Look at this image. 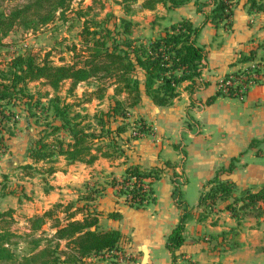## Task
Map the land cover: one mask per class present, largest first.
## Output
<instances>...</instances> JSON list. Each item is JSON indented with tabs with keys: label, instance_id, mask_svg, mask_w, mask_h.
Returning a JSON list of instances; mask_svg holds the SVG:
<instances>
[{
	"label": "trees",
	"instance_id": "obj_1",
	"mask_svg": "<svg viewBox=\"0 0 264 264\" xmlns=\"http://www.w3.org/2000/svg\"><path fill=\"white\" fill-rule=\"evenodd\" d=\"M74 1L10 0V5L6 8L0 3V56L5 46L3 40L16 28L37 31L55 21L65 23L68 13L76 15L78 19L83 18L84 13L73 9ZM137 1H121L126 15L130 5ZM140 1L141 7L149 11L155 10L159 4L166 10L173 11L192 3L196 13L203 16L202 25L196 27L189 19L183 18L165 27L155 38L142 40L132 37L135 23L109 13L100 23L87 19L83 21L79 37L80 45L85 51H82L80 57L76 55V61L54 66L48 57L39 59L30 53L16 54L0 61V103L22 107L26 113L25 118L33 120V124L40 128L27 149L26 158L32 164L21 166L24 177L35 174L51 176L55 173L54 164L59 158H63L68 165H90L99 157L115 159L124 156L125 148L129 142L136 140V136H129L123 141L122 136L128 131V125H117L115 129H112V125L118 119L125 118L130 109L138 106L143 96L154 106L163 108L172 105L180 96L184 83H188L184 91L190 97L194 90L206 85L200 78L207 53L204 47L196 43L202 26L210 24L215 29L230 26L234 8L241 2L249 13L264 12V0ZM110 17L115 21L112 24L113 29L106 25ZM71 51L75 53V47ZM253 61L255 60L252 55L240 59V62L249 64ZM239 72L225 77L237 75ZM40 81L52 89L53 96L46 93L35 97L30 92L29 85ZM66 82H70L68 95H74V89L81 83H93L92 96L97 101L103 100L107 90L113 88V94L109 96L108 110L98 111L94 115L88 114L82 107L74 111L82 102L88 103L91 99L77 103H68L66 99H62L57 92ZM221 94L223 93L218 91L205 104H211ZM43 99L46 101H42ZM190 101L193 103L192 99ZM82 112L85 114L82 115ZM146 132L147 127L142 125L137 134ZM253 144L254 142L251 143ZM238 162V158L230 159L226 168H219L204 183L195 207H188L180 200L181 187L185 185L186 179L183 174L175 173L176 166L170 162L150 168L131 165L125 170L121 180L108 176L110 181L107 180L106 184L114 189L126 183L132 184L131 189L125 187V190H119L117 196H131V200L126 199L124 202L130 207L141 209L155 202L152 184L167 175L169 170L172 171V182L174 179L184 178L180 184L173 186L181 215L166 237L165 244L172 264H178L177 252L184 245L187 223L194 219L205 222L207 214L217 203H223L222 210L236 221V226L230 233L220 235L222 242L228 243L230 249L238 247L234 238L244 220L264 218V184L257 191L239 190L234 182L223 178L234 171ZM39 163L46 164V167L39 170L34 166ZM144 181L149 186L147 192L135 188L137 185L143 186ZM102 191L103 189L96 195L98 198ZM238 191L239 196L235 197L234 194ZM94 193H89L84 199L95 201L92 198ZM9 194L14 192L0 189V198ZM73 208V205L54 204L42 215L28 219L30 233L23 236L16 235L9 229L6 220L12 218L13 211L0 212V225L3 224L0 226V264H89L91 259L109 260L111 264H119L124 236L117 230H102L98 225L101 214L97 209L88 205L78 206L75 210ZM58 209L62 211L57 212ZM194 209L203 211L195 216ZM59 213L63 217H59ZM78 216L80 218L77 219ZM109 217L117 219L118 215L110 214ZM48 223L53 230L52 236L44 239L36 237L38 232L44 234L42 228ZM19 240L21 244L25 243L30 247L21 257L13 251ZM42 241L45 244L41 246ZM61 242H64L63 248Z\"/></svg>",
	"mask_w": 264,
	"mask_h": 264
},
{
	"label": "crops",
	"instance_id": "obj_2",
	"mask_svg": "<svg viewBox=\"0 0 264 264\" xmlns=\"http://www.w3.org/2000/svg\"><path fill=\"white\" fill-rule=\"evenodd\" d=\"M181 9H187V5L175 10ZM187 10L180 20L187 18L194 26H201L203 16L196 13L195 6L192 4ZM196 43L204 47L207 53L200 78L206 85L194 90L190 97L184 91L188 83H184L180 96L172 105L163 108L154 106L143 96L140 106L144 108L140 107V114L151 127L152 136L132 141L122 157H99L90 165H68L63 158H59L54 164L55 173L47 179V187L46 177L43 180L39 175V182L42 183L37 185L38 202L33 200L35 205H32L33 210L29 211L32 214L27 219L42 215L56 203L73 204L71 201L77 197V191L94 178L103 189L96 205L101 214L98 225L102 230L119 231L124 236L119 255L132 259H120L119 264H143V251L147 254L145 264H172L165 245L166 237L181 215L173 193L174 184L186 179L185 185L181 187L180 200L188 207H195L198 199L191 203L186 196L191 170L200 195L204 183L219 168H226L232 158H238L239 162L234 171L223 178L234 182L239 190L257 191L264 184V12L249 13L241 2L234 8L230 26L215 29L210 24L203 25ZM250 55L261 65L262 80L247 91L242 101L221 94L206 105V100L218 92V80L247 68L249 63L240 62V59ZM21 121L24 122L22 133L15 123L13 126L16 128L11 129L12 137L4 156L10 154L8 157L11 158L14 155L12 164L21 162L23 166L32 164L26 154L31 138L35 136L31 135L32 129L29 132L26 130L30 120L23 117ZM21 134L24 135L23 141ZM129 135L130 130L122 138L127 139ZM19 153L21 157H18ZM165 162L175 164V173L183 174L184 178L172 182V171L169 170L167 175L152 184L155 202L144 208L128 206L117 196L116 189L106 184L107 175L122 179L125 170L131 165L150 168ZM34 166L40 170L46 164ZM11 195L1 197L0 205L8 197H13ZM14 198L17 200L16 205L22 207L20 198L19 201L18 196ZM223 207L224 204L220 203V211ZM8 208L15 211L14 207ZM8 210L0 209V212ZM110 214H116L118 218H110ZM217 217L218 223L213 225L209 221L198 222L196 219L187 223L184 245L177 252L178 264H264V218L244 220L234 238L238 247L230 249L221 242L220 235L228 228H234L236 221L223 210Z\"/></svg>",
	"mask_w": 264,
	"mask_h": 264
},
{
	"label": "rangeland",
	"instance_id": "obj_3",
	"mask_svg": "<svg viewBox=\"0 0 264 264\" xmlns=\"http://www.w3.org/2000/svg\"><path fill=\"white\" fill-rule=\"evenodd\" d=\"M0 1V3H2L3 8L9 7L10 0ZM121 1L122 0H75L72 3L73 9L81 11V13L85 14V16L81 19H78L76 15L72 13H68L66 16L67 21L65 23H62L61 21H55L51 25L39 28L37 31H25L23 29L16 28L11 33H9V35L3 40L5 46L1 50L0 61L9 59L10 57L16 54L30 53L32 55H35L39 59L48 57V60L51 61L54 66H61L66 63L76 61V55L80 57L82 55V51H85L84 48H82L80 45L79 35L81 27L83 26V21L86 19L88 21L93 20L97 23H100L105 19L106 14L111 13L117 18L122 17L136 24L135 28L132 31V37L147 40L155 38L162 32L165 27H168L172 23L180 20L183 14L186 13L188 11L187 9H190L192 5V3L188 4L187 9L185 10L181 9L168 11L162 5L159 4L156 6L155 10L149 11L143 9L141 7V1L138 0L136 3H132L130 5L129 13L128 15H126L123 11L124 5L121 3ZM88 7H90V9H87ZM114 22V19L110 17L109 22L106 24L107 27L109 29H113L112 24ZM72 47H75V53L71 51ZM93 85V83H81L74 89V95H68L70 82H66L60 87L57 93L62 99H66L68 103H77L78 101L81 102L86 101V99H91V101L88 103L82 102L80 104L81 106L74 108V111H78L81 107L85 109V111L90 115H94L98 111H107L110 105L109 96H112L113 88L107 90L103 100L97 101L94 98L95 96H92V93L94 91ZM29 90L31 93L35 94V97H39L46 93L49 94L50 97L54 95L52 89H50L42 81L31 83L29 85ZM42 101H46V99H43ZM140 104L130 109L128 115L125 118L118 119V121L112 125V129H115L117 125L127 124L128 130H130L129 136L132 137L133 132L136 131L138 133L139 128L143 125L145 126V128L147 127V132L138 136L135 135L136 140L143 137L152 136L151 127L148 126L146 120L141 117L140 113H142V108L140 107L144 108V106H140ZM83 114H85V112H82V115ZM23 117H26V113L24 112L23 108L8 106L4 103H0V155L3 154V156L1 155L0 157V168L4 169L3 171L2 169H0V189L3 188L5 192H14V194L11 195L13 197H8V200L4 201V203L0 205V209L8 210L10 209L8 207L15 208V211H13L12 218L7 219L6 221L9 223V229L16 235L21 236L30 233L28 230L29 222L27 217L28 215H30V213L32 214V212L29 211L33 210V208L31 207L32 205H35L34 201L38 202V195L36 191L37 185L41 182H39V174H35L32 178H24L23 172L21 170L22 165H20L21 162H18L15 165L12 164V161H15L14 155H12L11 158L8 157L10 156V154L4 156V154H7L6 150L8 148V143L10 141V138L12 137L11 135L13 131L11 129L16 128V126H13L15 123L19 125L17 127L21 130L20 133H22L24 122L21 120ZM27 123V132H29V129H32L31 135H34V138H36V135L40 128L36 127L33 124V120H30V122ZM42 124L43 122L41 121L40 125ZM20 138L23 141L24 135L21 134ZM32 139L33 138H31V140ZM122 140L124 141L125 139L122 138ZM131 142H129V145L127 147L130 146ZM18 157H21L20 153ZM41 177L43 180L46 177L45 186L47 187V179L49 178V176ZM188 178L189 185L186 190V196L187 201L192 203L195 202L199 196L198 188L196 187V183L193 180L192 170ZM105 179H109L108 175L105 177ZM107 180L105 181L107 182ZM117 180L119 181L121 179ZM97 182L98 180L91 178L88 182H86L85 185H83L77 191V197L73 198V200L71 201V203L73 204L63 202L62 205H73V210H75L76 207L83 205H88L92 209H97L96 205L98 201V196L96 195L100 194L102 190L101 185L96 184ZM96 185L99 187H97ZM92 192H95L92 195V198L95 199V201H86L84 198ZM234 195L235 197H238L239 191ZM15 196H18V201L20 198L19 202L23 204L22 207H18L16 205L17 200L16 198H14ZM38 211L39 209L37 210V212ZM60 211H62V209L57 210V212ZM202 211L203 210L195 211L194 215L197 216L199 215V213H202ZM220 212V203H217L216 206L207 214L206 221H209V223H212V225L217 224V216L220 215ZM59 217H63V214L59 213ZM78 218H80V216H78ZM242 224H244V221L241 223V225ZM2 225L3 224L1 223L0 226ZM231 229L232 228H228L224 233H230ZM42 231H44V234L38 232L36 234V237H41V239L50 238L52 236L51 233L53 231L50 228V223L46 224L42 228ZM20 242L21 240H19L17 242V245H15V247L13 248V251L19 257H21L22 254H26L30 249V247L27 246L25 243L21 244ZM44 244V241H42L41 246ZM227 245L228 243H226L225 246L229 248V246ZM61 246L63 248V244ZM123 258L127 259L129 257H124L122 254L119 255V260H123ZM89 264H111V262L109 260L103 261L101 259H91Z\"/></svg>",
	"mask_w": 264,
	"mask_h": 264
},
{
	"label": "built area",
	"instance_id": "obj_4",
	"mask_svg": "<svg viewBox=\"0 0 264 264\" xmlns=\"http://www.w3.org/2000/svg\"><path fill=\"white\" fill-rule=\"evenodd\" d=\"M263 78V71L261 68V65L257 61H253L249 64L248 69H244L241 72H239L237 75L229 76V77H223L220 80H218V91H221L226 96H231L239 101H242L247 93V91L255 86L257 83H259ZM133 135L138 136L140 134H137V132H133ZM147 181L143 182V186L139 187L137 185L136 189H141L143 192H147L149 189V186L146 185ZM125 187H129V189L132 188V184L126 183L125 185L118 186L116 188V191L119 190H125ZM123 201L126 199L131 200V196L129 195H123L120 196Z\"/></svg>",
	"mask_w": 264,
	"mask_h": 264
},
{
	"label": "water",
	"instance_id": "obj_5",
	"mask_svg": "<svg viewBox=\"0 0 264 264\" xmlns=\"http://www.w3.org/2000/svg\"><path fill=\"white\" fill-rule=\"evenodd\" d=\"M143 264H145L146 263V258H147V254H146V252L145 251H143Z\"/></svg>",
	"mask_w": 264,
	"mask_h": 264
}]
</instances>
